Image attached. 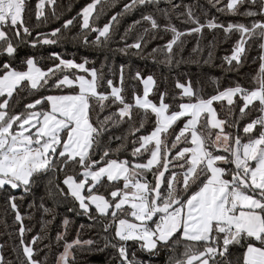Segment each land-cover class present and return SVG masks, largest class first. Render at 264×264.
<instances>
[{
  "label": "snow or ice",
  "instance_id": "1",
  "mask_svg": "<svg viewBox=\"0 0 264 264\" xmlns=\"http://www.w3.org/2000/svg\"><path fill=\"white\" fill-rule=\"evenodd\" d=\"M161 2L90 0L59 27L42 31L49 16L63 18L57 0H35L34 24L31 0H0V191L7 193L5 221L11 213L14 228V258L6 260L0 245V264H53V245L54 264H77V252L93 248H111L109 264H153L161 253L164 264H264V0H207L223 20L197 14L192 4L163 0L169 10ZM135 13L139 18L121 33L123 19ZM206 32L213 38L202 46ZM219 33L231 44L221 58L226 71L239 73L249 52L259 50L247 85L222 86L209 77L215 85L209 94L199 81L176 78L174 88L160 91L152 74L131 64L117 70L107 60L108 53H120L171 67L195 38L192 53L207 50L202 58L208 64ZM156 40L164 42L149 51ZM64 43L104 52L105 59L97 68L87 56L77 62L74 53L44 54L47 46ZM21 49L28 51L22 56ZM126 73L142 93L134 87L128 95ZM124 125L113 148L110 130ZM28 196V210L52 216L42 215L32 235L17 203ZM61 206L87 217L89 228L101 226L103 248L81 239L84 225L69 239L67 214L53 238L50 226Z\"/></svg>",
  "mask_w": 264,
  "mask_h": 264
},
{
  "label": "trees",
  "instance_id": "2",
  "mask_svg": "<svg viewBox=\"0 0 264 264\" xmlns=\"http://www.w3.org/2000/svg\"><path fill=\"white\" fill-rule=\"evenodd\" d=\"M90 2V0H57V12L58 14L63 13V18L60 20H56L54 18H51L49 16L48 24L47 26L41 25L42 31H50L52 27H59L63 23L64 18H70L71 16H74L81 7H83L86 3ZM122 2H126V0H122ZM172 4L177 5H186V4H192L194 6V11L197 12V14H200L202 10L207 11L210 13V15H217L220 19H225L223 16L215 12V9L210 8L208 6L207 0H171ZM32 8H33V16H32V23H35V15H34V8H35V0H31ZM199 5V7H197ZM69 6H71L69 8ZM122 6V3L121 5ZM160 8H171V5H167L163 2L160 3ZM116 11L119 10V7L115 9ZM184 11L183 7H180L177 12L182 13ZM50 13V10H48ZM108 15H111V11H109ZM177 13H172V22L176 24L178 27H183L180 24V21L176 19ZM139 18V13L130 14L126 16L123 21L121 22V25L119 27V31L123 33L124 28L130 24L133 20ZM107 17H102L100 20V24L102 25L106 21ZM160 19V17H158ZM160 22L163 23L164 21L160 19ZM135 35V34H133ZM218 38L220 39L219 46L213 50V58L209 61L208 64L204 63L203 58H207V50H205L203 53H192L193 47L196 45L195 38H191L188 40L187 44L184 46L183 51H179L177 53V59L180 60V63H173L171 67H168L166 65L160 64L158 62H153L151 58H138L136 56H132L130 59L129 57H126L120 53H108L107 54V60L109 64H115L117 70L119 68L120 64H131L133 71L136 69H140L144 72L145 75L152 74L154 78L157 81V84L159 86V90L163 91L165 88L172 89L174 88L175 79L179 78L181 79V82L191 80L194 84L199 81L200 86L204 88V91L206 93L211 94L215 85H211L207 83V80L209 77H217L220 79V84L222 86H228L231 81L239 80L240 83L247 85L249 81V77L251 74H254L256 71V68L258 67V62L253 63L251 58L256 57L259 54L258 49H253L249 52V60L245 64H243L240 69L239 73H237L234 70H228L225 69L228 68L226 64L222 65V57L224 55L230 54V48L231 44L228 42H223L222 40V33L216 34ZM213 34H209L206 32V38L202 43L206 44L208 39H212ZM119 37L117 36V40ZM131 39L129 40V43H131ZM162 40H156L154 41L150 47L156 46L158 43H163ZM119 45L113 43L111 45L112 48H116ZM64 51L69 54L74 53L75 58L77 62L80 61L82 57L87 56L90 61H95V66L97 68H100L101 62L105 59V53L104 52H98L96 50L90 49V48H84V47H78L74 46L71 43H64L62 46H47L44 50V54L46 55L48 51ZM28 50L27 49H21V55L23 56ZM181 57L183 59H181ZM203 57V58H202ZM105 73L107 74L108 69H104ZM130 74L126 73V82L124 87L128 89V95H131V89L137 88L142 93V85H139L138 82L131 80ZM154 100H158V97H150ZM25 103L29 102L28 100L24 101ZM214 107L217 108L218 116L223 119L227 116L226 111H220V105L214 104ZM127 125H124L120 128H115L110 130V135L113 136V143L112 147L115 148L117 146V143L119 141L115 140L116 136H120L124 133V131L127 129ZM242 127V126H241ZM107 139V137L105 138ZM131 143V139H129V144ZM131 149L129 148V151ZM123 155L122 154V158ZM14 195L19 196V192H14ZM7 193L4 191H0V245H4V255L5 259H13V256L9 255V251L12 247L13 240L9 238V233H13L14 236V228H13V215L9 213L7 220L5 221L4 215H3V207H4V201L6 198ZM44 195L43 187L37 188L35 190V196L37 197L36 203L37 205L40 203L39 197ZM32 200V196H28L25 198L24 202L21 203L19 200L17 201L18 204H20V210L22 214L26 215L25 224L28 227L33 228V232L30 234H36L39 232V221L41 219V216L43 215V218L45 220L52 219L51 214H43L42 211L37 208L35 210H28V203ZM70 205V202H66ZM45 206L52 207V204L50 201L45 199ZM27 210V212H26ZM56 212L59 213V215L56 216L55 221L50 226V235L54 238L56 232L63 231L61 228V220L64 217L65 214L68 215V217L73 221V224L69 228L68 232V238H74L75 237V229L78 228L80 225H84V229L81 232V239H93L98 241V247L103 248L104 242L100 238L101 234V226L95 225L92 228H89L88 225L91 223V221L88 220L87 217L81 215L76 216L74 213H66V207L61 206L56 209ZM27 216H32V219H27ZM5 223L7 224V228H5ZM29 235V238H30ZM48 240H44V244H47ZM59 250H62L59 249ZM58 251L56 249L55 245H53V256L50 258L53 261L54 264V254ZM112 255V249L108 248L104 251H97L95 248L93 250L88 251L85 250L83 253L77 252V264H109V257ZM137 255L140 256L143 259H147L148 257L144 254H141L137 252ZM165 261V255L164 253H161L158 259H154L153 264H164Z\"/></svg>",
  "mask_w": 264,
  "mask_h": 264
}]
</instances>
